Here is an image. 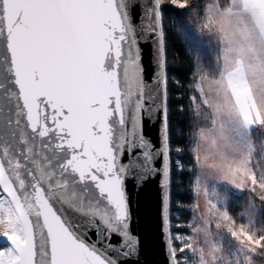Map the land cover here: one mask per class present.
Instances as JSON below:
<instances>
[{
  "label": "snow or ice",
  "instance_id": "obj_1",
  "mask_svg": "<svg viewBox=\"0 0 264 264\" xmlns=\"http://www.w3.org/2000/svg\"><path fill=\"white\" fill-rule=\"evenodd\" d=\"M153 180L163 264H264V0H0V264H156L129 194Z\"/></svg>",
  "mask_w": 264,
  "mask_h": 264
},
{
  "label": "water",
  "instance_id": "obj_2",
  "mask_svg": "<svg viewBox=\"0 0 264 264\" xmlns=\"http://www.w3.org/2000/svg\"><path fill=\"white\" fill-rule=\"evenodd\" d=\"M145 61H148L149 50L145 49ZM155 136V129H146ZM129 194L134 213V227L141 234L146 245V255L150 261L163 264L162 240L160 236V189L158 181L147 182L142 188L129 183Z\"/></svg>",
  "mask_w": 264,
  "mask_h": 264
},
{
  "label": "trees",
  "instance_id": "obj_3",
  "mask_svg": "<svg viewBox=\"0 0 264 264\" xmlns=\"http://www.w3.org/2000/svg\"><path fill=\"white\" fill-rule=\"evenodd\" d=\"M180 11L176 8H172L169 13V44L170 51L176 58L175 73L182 79L186 80L189 76V69L193 63V57L188 49L187 44L181 39L180 34L177 31V23L182 20ZM183 123V118H177ZM187 178H179L173 188V208L172 217L173 221L178 217L180 223H185L189 219L190 213L187 208L179 207L180 204H186L189 199V194L186 191ZM242 199V198H241ZM234 201V197H233ZM232 201V202H233ZM243 202V201H242ZM233 210H241L234 202ZM178 222V221H176Z\"/></svg>",
  "mask_w": 264,
  "mask_h": 264
},
{
  "label": "rangeland",
  "instance_id": "obj_4",
  "mask_svg": "<svg viewBox=\"0 0 264 264\" xmlns=\"http://www.w3.org/2000/svg\"><path fill=\"white\" fill-rule=\"evenodd\" d=\"M176 9H178V8H176ZM180 12L182 11V10H180V9H178ZM185 21V18L184 17H182V20H179V22L177 23V27L179 26V25H181V23L182 22H184ZM186 31L189 33V35H190V37H191V39H186V37H185V35H183V34H181L180 32H178L179 34H180V36H181V39L187 44V46H188V49H189V51H190V53H191V56L192 57H194V55L196 54V52H197V50L199 49V47L201 46V42L199 41V39L195 36V34L194 33H192V31H191V29H186ZM237 201H239V203H243L242 201V199H241V197H240V195L239 194H235L234 195V203L238 206V204H237ZM242 210V209H241ZM241 210H233V211H235V212H240ZM201 211H204V209H203V207L201 208ZM174 220H176V221H178V222H174V223H178V224H181V225H183L184 223H180L179 222V220H178V217H175V219ZM185 229H183L182 227L181 228H175L174 229V231H177V232H182V231H184Z\"/></svg>",
  "mask_w": 264,
  "mask_h": 264
}]
</instances>
